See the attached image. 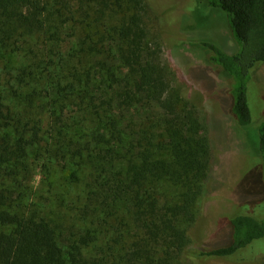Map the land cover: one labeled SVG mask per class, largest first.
Listing matches in <instances>:
<instances>
[{"label": "trees", "instance_id": "1", "mask_svg": "<svg viewBox=\"0 0 264 264\" xmlns=\"http://www.w3.org/2000/svg\"><path fill=\"white\" fill-rule=\"evenodd\" d=\"M201 1L230 16L240 51L202 44L231 82L238 125L255 124L264 0ZM145 11L144 0H0V264H178L264 251L261 202L228 216L227 245L190 248L184 228L215 155L149 43ZM260 134L264 158V123ZM42 161L47 190L32 187ZM57 166L75 184L69 201L49 194Z\"/></svg>", "mask_w": 264, "mask_h": 264}, {"label": "rangeland", "instance_id": "2", "mask_svg": "<svg viewBox=\"0 0 264 264\" xmlns=\"http://www.w3.org/2000/svg\"><path fill=\"white\" fill-rule=\"evenodd\" d=\"M144 2L149 43L165 66L172 87L198 112L202 134L209 137L215 155L207 192L197 205L195 220L184 228L191 239L190 248L198 252L227 245L232 238L228 216L240 204L253 207L261 202L264 206V158L260 151L264 63L252 74L256 86L250 101L256 123L241 127L231 113L234 103L231 82L225 71L211 62L212 53L203 45L213 43L228 54L240 51L241 43L233 33L229 14L201 0ZM40 165L43 168L44 162ZM41 167L36 169L32 187L36 189L44 182L47 190L50 186ZM50 179L53 184L49 194L66 193V201L75 197V184L68 171L57 166ZM261 214L264 216V212ZM247 256H189L178 264H264V251Z\"/></svg>", "mask_w": 264, "mask_h": 264}]
</instances>
